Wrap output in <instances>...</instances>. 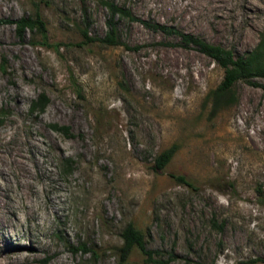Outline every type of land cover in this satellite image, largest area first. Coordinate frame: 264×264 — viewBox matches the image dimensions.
Returning <instances> with one entry per match:
<instances>
[{
    "label": "rangeland",
    "instance_id": "1",
    "mask_svg": "<svg viewBox=\"0 0 264 264\" xmlns=\"http://www.w3.org/2000/svg\"><path fill=\"white\" fill-rule=\"evenodd\" d=\"M114 1L235 55L264 30V0ZM84 10L103 37L97 0H0V19L39 12L48 36L0 23V264H264L262 88L240 80L235 102H216L211 57L127 19L121 44L84 41ZM128 222L158 262L136 247L120 259Z\"/></svg>",
    "mask_w": 264,
    "mask_h": 264
},
{
    "label": "trees",
    "instance_id": "2",
    "mask_svg": "<svg viewBox=\"0 0 264 264\" xmlns=\"http://www.w3.org/2000/svg\"><path fill=\"white\" fill-rule=\"evenodd\" d=\"M84 4V0H81ZM97 2L105 7L108 11L106 18L107 31L103 37L88 35V15L84 10L83 18L85 21L84 27L80 28V32L84 41H98L105 45H118L121 41L118 36L117 22L119 19H127L129 21H140L148 28L159 30L167 35H177L180 38L181 46H194L198 51L211 57L223 69V77L220 83L212 91V95L216 102L223 100L224 104L228 105L236 101L234 85L244 80L251 85H256L264 91V30L259 35V40L256 46L242 55H235L233 51L220 44H215L206 41L192 33L184 32L174 26L163 24L160 22H150L136 17L132 11L124 5L117 4L114 0H97ZM0 23H11L16 26L18 37H23L24 31L29 29L37 31L42 40L47 42V32L45 22L39 12H36L34 17L24 16L16 20L0 19ZM126 48L137 49L138 46L130 47L125 44ZM255 79H261L258 82ZM48 103V97L44 92H41L36 99L31 102L30 110L37 113L44 111ZM52 128L61 132L64 135H70L69 126L53 124ZM177 150V145L172 144L164 149L154 158L152 168L155 172H160L170 161ZM65 172L71 166V160L63 161ZM178 182L187 184L192 187V182L184 175H172ZM122 244L119 247L120 259L125 260L132 248L136 247L147 261L158 262L153 257V251L148 249L144 239V233L136 228L132 222H128L120 233ZM85 249L84 246L81 247Z\"/></svg>",
    "mask_w": 264,
    "mask_h": 264
},
{
    "label": "bare ground",
    "instance_id": "3",
    "mask_svg": "<svg viewBox=\"0 0 264 264\" xmlns=\"http://www.w3.org/2000/svg\"><path fill=\"white\" fill-rule=\"evenodd\" d=\"M25 192V191H24Z\"/></svg>",
    "mask_w": 264,
    "mask_h": 264
}]
</instances>
